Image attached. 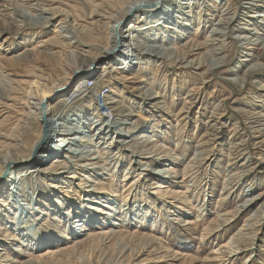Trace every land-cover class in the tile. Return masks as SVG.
<instances>
[{
  "label": "rangeland",
  "instance_id": "obj_1",
  "mask_svg": "<svg viewBox=\"0 0 264 264\" xmlns=\"http://www.w3.org/2000/svg\"><path fill=\"white\" fill-rule=\"evenodd\" d=\"M157 1L142 5L153 10ZM126 2L129 0H0L1 137L15 126L28 86L38 77L50 80L49 84L65 81L59 61L65 50L70 52L67 47H73L75 58L78 52L95 57L101 48L94 46L103 47L107 41L108 20L102 16L113 17ZM161 8L179 11L173 23L182 27L178 32L184 29L182 34L172 31L171 38L158 43L161 55L149 51L154 42L148 41L153 30L148 28V20L141 17L136 23L139 32L134 38L130 35L131 19L145 12L133 10L117 28L126 27L125 41L135 51L132 71L125 74L124 66H114L124 58L112 52L108 61L101 59L94 79L86 83L88 98L56 106L65 89L54 94L57 112L94 119L99 107L103 115L108 114L104 125L112 119L127 125L92 148L91 158L101 155V165L106 164L109 171L84 168L80 173L84 161L76 168L64 160L63 164L71 167L65 170L52 162L45 164L48 176L41 179L45 186L44 195H40L51 212L43 207L38 219L27 217L34 232L23 244L3 242L1 264H264V0L252 5L247 0H163ZM47 10L51 12L45 13ZM94 20L97 25H90ZM222 20H230L231 25L222 27L224 36L216 35L214 28ZM89 27L94 28V36L86 35ZM78 40L85 43L84 50L75 49ZM121 46L118 43L116 51ZM132 60L124 61L125 66ZM85 61L86 57L78 56L75 66ZM78 78L80 74L70 79L71 91ZM2 96L12 100L8 109L3 107ZM108 103L121 112L111 110L113 105ZM34 120L36 126L26 134L32 135L30 142L47 130L46 119ZM118 132L125 135L121 145L116 142ZM143 133L149 135L146 141L139 139ZM46 140L42 138L41 144ZM25 142L19 145L27 155L30 147ZM27 167L6 168L0 177V196L15 182L14 176L27 179L34 168ZM169 168L173 171H167ZM70 171L79 172L83 184L87 182L89 189L97 192L98 201L113 211L89 204L87 200L95 201L97 196H86L79 180L67 187L73 191L71 196L58 194L62 197L58 201L51 197L49 191L58 183L56 174L59 177ZM36 175L29 176L26 183L18 181V186L29 189L30 181L40 185ZM33 187L29 192L36 198L42 189ZM15 198L19 205L21 199ZM60 202L71 213L86 204L84 216L91 214L88 208L111 216L91 214V227L81 236H73V219L69 227L62 228L67 216L53 213ZM12 217L4 220L12 221ZM89 232L97 235L87 238ZM229 242L234 243L231 250ZM19 246L27 251V257L14 251ZM219 253H224V258Z\"/></svg>",
  "mask_w": 264,
  "mask_h": 264
},
{
  "label": "bare ground",
  "instance_id": "obj_2",
  "mask_svg": "<svg viewBox=\"0 0 264 264\" xmlns=\"http://www.w3.org/2000/svg\"><path fill=\"white\" fill-rule=\"evenodd\" d=\"M254 1L255 0H247L248 4H251V5ZM147 2H149V0H129L128 3L126 2L127 5H125L124 7H122L120 9L119 13H114L113 17H110V15H108L107 17L102 16L103 20H108L106 23V25H107V41L105 42V46L102 47L101 45L100 46L95 45L94 48L96 50H97V48H101V49L97 52V55L95 57H92V58H90L89 54L87 56H85V54L83 55V53L80 54L81 52L80 53L75 52V53H77L76 58L78 56H81L82 58L86 57V61L84 63H82L81 65L75 66L76 58L74 57L73 51H71V50H73L72 49L73 47H71V46L67 47L66 48V49H68L67 52L68 51H70V52L66 53V50H65V53L62 54L63 56L61 58V61H59V64L61 65V68H62L61 70H63L65 72V75L67 76V79L65 81H63L61 83H57V84H55V83L49 84L50 80L43 79V78L37 76L38 78L28 86V89L25 92V97H24L25 98V103H23L24 107H23V110L20 111V113L18 114V118L16 120L15 126H13L12 131L10 130L11 132H9V134L4 135L3 137H1V135H0V137L3 139L2 144L0 145V177L6 172L7 169L10 171H13L14 166L21 165L23 167V166L28 165L27 169H30L32 167H34V168H32V170H31L32 172H28L29 170H27V172L29 173V175L26 176L27 179H25L24 176H21L19 179H18V175L14 176L16 178L15 182L11 181L10 186H9V188H7L5 194L3 196H0V225H1L0 226V236L1 235L3 236L2 239L0 238V246H2L3 242H5V241H8L9 243L14 242V243H17L18 245L23 244L25 239L26 240L29 239V237L34 232V230H32L31 226L28 224L30 221L29 222L27 221V219H29L27 217L33 216L34 219H38L37 217H39V214H41L40 208H43V207L46 208L45 209L46 212L47 211H49V213L51 212V209H50L51 207H49V206L47 207L46 204L44 203V201H41L43 199L42 197L44 194L42 192H43V188L45 186L43 180L47 178L45 176H48V175H45L46 173H44L45 172V168H44L45 164H47L48 162H52V164L60 165L58 167H60L61 170H65V168H71V167H70V165H68V166L64 165L63 164L64 160H69L70 162L74 163L76 168L78 166H80L79 165L80 162L84 161L87 163H84L83 165H81L82 168L79 169L80 173L85 170L84 168L95 169V170L99 169L101 171L102 170H108V171L110 170L109 168H107L106 164L101 165V163L103 162V158L101 155H97L96 158L95 157L91 158V154L95 151L92 148L97 147V145H99V144H102L103 141H105V137L108 134L112 133L115 130L117 131V130L121 129L122 127H124V125H127V124H125L126 122L122 123L121 121H119V119H112L111 120L112 122L107 120V121H109V124L104 125L103 122H105L106 119L108 118V114L103 115L101 113V110L99 107L95 108L96 115H95L94 119H90V118L85 117V116L84 117L77 116V113H74L73 115H70L69 113H66V112L60 113V112H57V110H55L54 108L57 106V104H60V103L70 102V104H71L72 101H76L77 99L88 98L90 90L87 86H85L86 83H88V81H92L94 79L95 70L97 69L96 65H98V63L101 61V59L105 58L108 61V59H111L110 54H112V52H113V54H120V57L123 56V58H124L123 61L116 60L117 62H115L114 66H122V67L124 66L123 68H121V70L123 69L124 71L122 70V72L125 74L129 71H132L131 65H133V60H132L131 56H133L135 51L132 49V44L127 45V43H126L127 41H125L123 29L126 27L117 29L119 25L120 26L122 25V23L124 21L123 19H125V17L130 15L129 12H131L133 10L137 11V12H140L143 10L145 11L139 17L131 19L130 26H129V28H127V30L128 31L131 30L130 35H132V37L134 38V35L137 32H139V29L137 27L138 26L137 21L139 19H141V17H143V19H146V21L148 20L147 21L148 22L147 23L148 28L149 29L151 27L153 28V30H151L152 34L148 38V41H151V43L154 42V43H152L154 45H151V44L149 45V49H150L149 51L156 54L154 56L161 55V53H160L161 51L159 52L160 47H158V43L160 42V44H161L162 41L165 42L164 40L171 38L173 36L172 31H174V32L176 31L175 34H177V33L182 34L181 32L184 29H181V31L179 30L180 32H178L177 30L182 28V27L181 26L175 27V24H174L175 21L173 19V17H177V14L179 13V11L172 9V8L171 9L166 8L165 10H162L161 7L163 4V0L157 1L159 3L154 4V6H152L154 9L149 10L150 9L149 6L142 5L143 3H147ZM252 7H250V8H252ZM252 9H254V8H252ZM146 10H148L147 11L148 13L146 12ZM257 10H259V9H257ZM49 12H51V11L47 10L45 13L49 14ZM62 12H63V10H62ZM54 15H57V14H54ZM226 15H228V14H226ZM136 16H138V15H136ZM262 16H258V17H262ZM66 17H68V16H66ZM129 18H130V16H129ZM45 19H47V18H45ZM95 23L97 25V22H95V20H94V22H92L90 25L94 26ZM150 24H153V26L149 27ZM176 25H177V23H176ZM229 25H231L230 20H228V21L222 20L221 22L218 23V27L214 28L213 33L216 35L224 36L225 33H222V30H224V29H222V27H226ZM94 31H95L94 28L89 27L87 29L86 35L87 36H92V35L94 36L95 35ZM170 32H172V33H170ZM63 36H65V35H63ZM158 36H160V39L159 38L157 39ZM135 38H137V36H135ZM80 40H82V39H80ZM118 43H120L122 46L120 47L119 51H116L115 48L117 47ZM85 46L86 45L83 41H79L76 45V48L75 47L74 48L75 49L81 48L82 50H84ZM87 53H89V52H87ZM172 54L168 56L170 59L172 58V56H174ZM215 56H216V54H215ZM128 60H132V61L128 62V67H127V66H125L124 61L127 62ZM213 62L216 63L215 61H213ZM116 63H118V64H116ZM134 64L137 65V63H135V62H134ZM79 74H80V78H78L76 88L74 89V91H71L69 81L72 77H74L75 75H79ZM105 74H106V72L104 73V76H105ZM108 74H111V73H108ZM134 74H136V73H134ZM124 76H126V75H124ZM128 76L129 75H127V77ZM143 80H142V82H144ZM60 90H64V91L62 92L61 98L59 100H57V103L55 104L56 105L55 106L53 103V99L56 95L55 93H57ZM2 98L6 102V105L3 107L8 109L9 106H7V103L11 102L12 100L9 97H5V96H2ZM159 103H161V102H159ZM70 104H69V106H70ZM108 105H113V103H108ZM114 105L110 107L111 110L116 109L117 112L118 111L121 112V110H120L121 108L119 109L117 107V105H115V106ZM116 110H114V111H116ZM52 111H54V114H52L53 116L51 115ZM114 111H112V112H114ZM35 117H38L39 120H40V118L46 119L45 127L47 129L45 132V135L42 132V134L37 138V140H36V141H38L37 144H34L36 142L35 140H33V142H30L32 135H26L31 127L36 126L35 122H34ZM91 133H92V136H91ZM89 135H90V139H89ZM115 135H116V133H115ZM43 136H45L47 138V140L41 144ZM50 136H51V138H50ZM148 136H149L148 134L143 133L139 139H141L142 141L143 140L146 141ZM91 137H92L93 141L95 140L94 143L92 142ZM117 139H118L116 141L117 144L121 145L125 141V135H123L122 132H118V138ZM88 141H91V142H88ZM156 141L157 140H152V142H156ZM20 142H22V143L25 142V144L29 145L30 150L27 151L28 152L27 155L21 153V149H24L23 148L24 146L22 145V147H21V145H19ZM152 142L150 144H152ZM263 144H264V142H263ZM240 147H241V145H240ZM36 148L38 151L36 152V155H35L36 158L34 157L35 158L34 159L33 155L35 153ZM41 148H43L42 151H41ZM40 151H41V155L39 156ZM155 152H157V151H155ZM106 153H107L106 151L103 152V154H106ZM151 154H152V152H151ZM37 157H39V158L37 159ZM98 158H101V161L98 160ZM192 166H193V164H192ZM192 166H190V167H192ZM190 169H192V168H190ZM167 171L171 172V171H173V169L169 168ZM79 172L70 171V173H60L59 177H56L57 176V174H56L55 181H58V183L57 184L55 183V185L53 184L54 185V186H52L53 190L49 191V195H52L51 197L56 198V201H58L60 198L62 199V197H58V194L68 193L70 195L71 193H73V191L71 189L67 190V187L68 186L71 187L73 185V183H75V181L79 180L80 181V185H79L80 189H83V187H84V191L87 194L86 196H88V197L97 196L96 198H94L95 201H91V199L89 198L87 200L88 203L92 204V205L96 204V205L101 206L102 203H100V201H98L99 198H98L97 192L95 193L94 192L95 190H93V189L90 190L89 188L91 186H89L87 182L83 184L84 180L79 177ZM158 172L163 173V174L165 173L162 171H158ZM36 173H37V175H36ZM167 174H168V172H167ZM35 175L37 176V182H38V179L40 177V179H39L40 185L37 184L35 181H33V183H31V181H30V184L27 183V185H29V187H28L29 189H27L25 186L24 187L18 186V184H19L18 181L23 182V180H24L26 183V181L30 180L28 178L29 176H32V178H34ZM175 177L176 176H174V178ZM12 178H13V176L10 174V179H12ZM41 179H43V180H41ZM33 186H39L42 189L36 198H34L35 195L31 196V194L29 192V190H35ZM157 187L158 188H165V187H161L159 185ZM90 193H92V194H90ZM40 194H43V195L41 196ZM73 195L74 194H72V196ZM16 196L21 199V203L19 205H17V200L15 198ZM39 196H40V199H37V198H39ZM255 201H256V199H255ZM59 205H60L59 208L56 207V211L53 213H54V215L62 214V216H64V217L67 216V218L65 219L66 222L64 223L62 228L69 227L71 225L72 219L73 220L78 219L76 221L72 220V224L76 223L72 227V235L73 236H78V235L81 236L80 234L85 232L87 227H91L93 220H91V219L88 220V217L90 218L91 214L99 213L100 215L111 216V214H108L104 210H101V212H97L99 210H97L95 208H93V209L88 208L92 212H91V214L87 213V216H84L82 213L85 212V208H86L85 205L86 204H82V206H81L82 209L80 211H75L76 210L75 209L73 211V213H71L70 208L68 209L66 206H64L63 203L60 202ZM17 206H19L20 208H18ZM36 206H40V207H36ZM103 207L109 209L111 212L113 211V209H111L110 207H108L106 205H104ZM52 211H54V210H52ZM121 213H124V211ZM8 215L14 216V217H12L13 218L12 221H9V222L5 221L6 220L5 218H8ZM92 217H93V215H92ZM60 219H62V217H60ZM114 219H116V218L114 217ZM98 221H101V220H98ZM87 222H89V224H87ZM114 225H117V224H114ZM18 231H19V233H17ZM111 232H115V230L112 229ZM1 233H3V234H1ZM86 235H87V238H91V237L96 236L97 234H93V233L89 232L88 234L86 233ZM98 235H102V233H98ZM65 239H70V238L68 237ZM32 240H36V238H32ZM85 240H87V239H85ZM149 244H150V241H149ZM228 244H229L228 249L231 250V248H233L232 246L234 243L229 242ZM152 245H154V244H152ZM149 247H151V246H149ZM14 251L19 255L27 257V253H26L27 251L23 250L20 246L17 247L16 249H14ZM234 252H236V251H234ZM140 254H141V252H140ZM219 254H220V257L224 258V256L222 255L224 253H219ZM176 257H177V255H176ZM230 258H232V257H230ZM173 260H174V258H173ZM4 261L5 260H1V262H4ZM13 264H22V262L14 261Z\"/></svg>",
  "mask_w": 264,
  "mask_h": 264
},
{
  "label": "water",
  "instance_id": "obj_3",
  "mask_svg": "<svg viewBox=\"0 0 264 264\" xmlns=\"http://www.w3.org/2000/svg\"><path fill=\"white\" fill-rule=\"evenodd\" d=\"M44 135H45V133H44ZM43 138H45V136H43ZM37 151H38V150H37V148H36V149H35V153H34V155H33V158L35 157Z\"/></svg>",
  "mask_w": 264,
  "mask_h": 264
}]
</instances>
